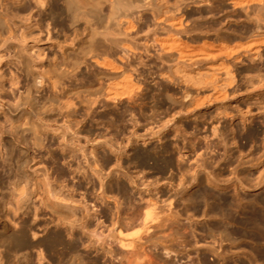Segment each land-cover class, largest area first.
Wrapping results in <instances>:
<instances>
[{
    "label": "bare ground",
    "instance_id": "bare-ground-1",
    "mask_svg": "<svg viewBox=\"0 0 264 264\" xmlns=\"http://www.w3.org/2000/svg\"><path fill=\"white\" fill-rule=\"evenodd\" d=\"M46 23L48 29L50 25H55L54 28L60 26L65 32L74 34L66 35L64 42L56 39L55 42L60 48L64 47V44L74 45L79 37L81 39L77 50L76 45L73 46L75 49L67 48L80 54L75 62L76 67L72 69H81V72L77 71L81 73V78H78L81 80L79 87L72 84V79L77 78L71 70L58 72L53 68L51 72H47L48 76L53 77H50V80L54 94L67 100L63 106H57L58 115L54 116V122L58 123L57 118L61 117L64 126H72L68 118L78 115L75 126H82L81 129H84L88 138L99 136L91 127L132 126L134 131H129L130 136H127L126 129H122L121 139L114 138L104 142L116 153L118 163L122 162L123 157H127L130 162L147 167L150 160L158 159L166 161L168 170L176 159L184 160L188 156L189 141L179 131L177 134H160L151 139L135 132L142 124L143 112L150 98L153 99L152 108L155 112L169 105L173 110L181 109L186 118H190L191 109L199 107L204 98H259V113L264 114V0H0V48L15 51L33 78V85L27 90L21 103L23 106H36L33 91L36 94L41 93V79L44 75L35 71V59L29 53L34 45L28 41L26 30L34 27L44 28ZM155 63H160L161 66L153 71L156 69ZM23 95H18V100L23 99ZM75 95L80 100L79 110L75 107L77 103L70 101ZM17 102L16 98L10 100L0 95V112H5L10 126H20L12 118V114L22 110V106ZM23 111L27 113L26 109ZM224 114L233 122L237 119L227 110ZM241 118L244 125L253 126L248 136H263L264 142V118H256L251 111ZM193 123L196 126H207L199 117L188 126ZM221 123L222 118L217 125L212 124L215 135L220 132L218 125ZM29 132L37 144L45 147L46 138L38 127L23 128L21 134L16 131L14 141H19L20 135L24 136ZM232 135H235L233 130ZM122 139H127L128 143L119 141ZM227 139L223 138L219 144H209L205 149L208 156L205 159L213 165L220 164L219 158L222 154L218 149L220 150L221 144H227ZM154 140H158V143L136 150L132 155L128 151L130 147L140 143L145 146ZM174 145L176 149L171 151ZM13 147V144L4 141L2 150L0 145L1 156L12 160L16 152ZM83 153L86 157L87 154L84 151ZM23 154L28 156L24 150H20L18 155ZM224 157L226 158L223 163L229 159L228 163L226 161L229 165L235 155L226 149ZM260 165H264V159L256 165L252 164L241 171L233 172L234 176L231 178L225 177L222 172L209 170L207 182L219 189V192L200 190L193 195L189 193V189L184 192L193 198V221L199 222V215L207 221V245H197L199 234L193 231L196 233V250L200 251L196 256L197 261L193 264H230V260L237 264V255L231 252V249L241 241L249 242L253 248V259L242 261V264H264V169L256 170L258 175L253 171L259 169ZM93 166L95 173L100 176L102 170H98L96 162ZM11 170L12 166L6 169L9 173ZM232 191L234 194H231ZM157 195L156 198L159 197V194ZM138 196L140 197L137 199L133 196V199H139L134 201L142 202H139L140 205L144 204L143 197L139 194ZM57 199L63 208H68L66 204L69 200L66 197L59 196ZM149 202L140 219L143 229L150 235L160 217L157 212L159 206H155L157 203ZM115 203L118 206L121 204L119 201ZM43 204L56 215L67 214L51 207L48 200ZM174 204L173 200H170L169 209L173 208ZM1 207L5 218L9 220V215L6 214L8 206L4 200L1 201ZM94 218L100 222L102 217L96 214ZM122 218L124 219V216ZM177 218L175 216L172 220H178ZM123 219L119 220L122 222ZM79 221L75 222L78 224ZM158 225L160 226L159 223ZM78 226L82 230H88L85 223ZM94 232L92 234L97 236ZM127 234L122 230L118 231L117 247L133 252L140 246L135 248V242L129 241ZM140 234L141 232L133 233L132 237H138ZM0 240L11 242L17 253L32 246L27 235H2ZM142 240L140 239V242ZM73 247L75 245H72ZM111 249L114 250L112 247ZM111 249L108 254L114 256ZM136 252L138 254V251ZM164 254L167 258L179 259L174 252L164 251ZM17 259L18 264H21L22 259ZM44 260L41 254L38 264H43ZM122 261L123 259L120 262ZM179 262L181 263L178 260Z\"/></svg>",
    "mask_w": 264,
    "mask_h": 264
},
{
    "label": "rangeland",
    "instance_id": "rangeland-1",
    "mask_svg": "<svg viewBox=\"0 0 264 264\" xmlns=\"http://www.w3.org/2000/svg\"><path fill=\"white\" fill-rule=\"evenodd\" d=\"M54 26L50 25L48 29L46 23L44 28L34 27L26 30L28 41L34 45L29 53L35 59V71L44 74L41 79L43 92L36 94L33 91L36 106L21 105L27 90L33 85V78L28 74L15 51L0 48V95L10 100L16 98L17 104L22 106V110L12 114L15 123L20 126H10L5 112H0L1 150L4 141H6L13 144L16 151L12 160H7L0 154V236L27 235L32 244L29 249L17 253L11 242L6 243L0 240L2 264H18L17 258L22 259L21 264H38L41 254L45 259L43 264H111L115 261L114 259H117L115 261L117 264L122 262L124 264L195 263L196 256H198V252L200 253L196 250L197 245L209 243L206 237L205 222L207 223V221L201 215H199L200 218L198 217L199 222L193 221L194 205L191 201L193 198L188 197L190 194L185 195L184 192L188 189L192 195L200 190L219 192V189L207 182L209 170V172L212 170L216 173L222 172L225 177L231 178L234 176L233 172L241 171L252 164L256 165L264 159L263 136L249 137V131L253 126L244 125L241 118L248 111H251L256 118H264V114L259 113L260 105L257 103L259 98L237 96L228 99L204 98L199 107L191 109L190 118H186L181 109L173 110L169 105L159 112H155L152 108L153 99L150 98L143 112L142 124L136 128L135 132L151 139L160 134L171 135L177 134L179 131L189 141H187L188 156L184 160L176 159L168 170L166 161L158 159L150 160L147 167H142L139 163H132L127 157H123L122 162L118 163L116 153L104 142L114 138L121 139L120 131L122 129H126L127 136H130L129 131H134L132 126L91 127L99 136L88 138L84 129H81L82 126H75L78 115L68 118L72 126H64L61 117L57 118V120L59 119L58 123L54 122L56 119L54 116L58 115L57 106H63L67 100L54 94L50 80V77H53L48 76L47 72H51L53 68L58 72L71 70L77 78L72 79L73 86L81 85L79 84L81 80L78 79L81 78V73H78L81 72V69L77 70L78 72L72 71L76 67L75 62L80 54L78 51V53L72 52L73 49L67 50V48H74V45L77 50L81 39L79 37L74 45L64 44V47L60 48L55 42L56 39L64 42L66 35L74 36V34L65 32L60 26L56 28ZM65 57L67 58L64 59ZM154 66L156 69L153 71H156L161 65L155 63ZM155 89L157 92L156 87ZM21 93L24 94L23 99L19 98L18 100V95ZM77 97V95L72 96L70 101L77 103L75 107L79 110L80 100ZM7 107L8 105H6ZM23 109H26L27 113ZM226 110L237 117L234 122L225 116ZM196 117L205 121L207 126H196L194 123L192 126H188ZM221 118L222 123L218 125L220 132L215 135L212 124L217 125ZM27 127L39 128L46 138L45 147L37 144L30 132L24 136L20 135L19 141H14V133L17 131L21 134L22 129ZM232 130L235 135H232ZM168 131H172V133H168ZM226 137L228 138L227 144H223V146L221 144L220 150L218 149L223 160L219 158L220 164H211V161L205 159L207 156L205 149L209 144L210 146L219 144L220 140ZM119 141L128 143L127 139ZM187 142L185 143L187 144ZM155 143H158V140L145 146L140 143L130 147L128 151L132 155L136 150L148 148ZM174 149H176L175 145L170 150ZM226 149L235 155L229 165L226 164L229 159L223 163L226 158L224 157ZM20 150L26 151L28 156L18 155ZM83 151L87 154L86 157ZM240 155L242 157H239ZM95 162L98 165V170H102L100 176L95 173L93 166ZM11 166L12 170L9 173L6 169ZM263 169L264 165H260L259 169L253 171L258 175L256 170ZM195 179L196 182H194ZM131 194L135 199L140 197L138 194L141 195L144 204L140 205V201L135 202L139 199H133ZM157 194L159 197L156 198ZM231 194H234V191ZM59 196L69 200L66 204L68 208H63L57 199ZM158 198L159 200H157ZM2 200L8 206L6 214L9 215V220L1 211ZM43 200L44 202L48 200L51 207L67 214L65 216L56 215L43 204ZM147 200L157 203L155 206L157 208L159 206L157 212L160 217L158 222L160 226L158 223L156 227L154 225L151 230L154 231L150 235L143 229L141 222L142 215L150 203ZM170 200H173L175 204L173 208L169 209ZM115 201H119L121 204L118 206ZM164 201L166 203H163ZM95 213L101 215L103 224L101 221V223L96 221ZM126 216L129 219L134 218L129 220ZM172 216L178 217V220H172ZM120 218L123 219L122 222L119 220ZM75 221H79L78 224ZM124 221H127V225L124 224ZM73 223L76 224L72 227ZM80 223H85L88 230L77 227ZM196 228L197 230H195ZM120 230L130 234H127L126 238L135 242V248L140 247L134 249L133 252L117 247L118 237L116 236ZM193 231L199 234L198 240H196V233ZM93 232L97 236L92 234ZM137 232H141L138 236L141 238L132 237V234ZM50 238L51 240H49ZM140 239H145V241L142 240V243ZM72 245H75L73 247L75 249L72 248ZM110 249L115 257L118 256L123 261L120 262V258H113V255H109ZM164 251L176 253L179 259L167 258ZM231 252L236 253L237 264L253 259V248L249 242L241 241L234 244ZM110 256L113 257L110 258ZM178 260L181 263H178ZM230 264L234 263L230 260Z\"/></svg>",
    "mask_w": 264,
    "mask_h": 264
}]
</instances>
